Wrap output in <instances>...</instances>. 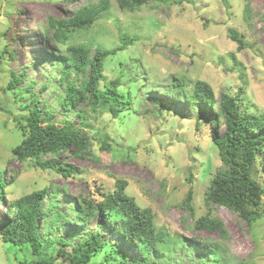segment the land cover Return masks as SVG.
Instances as JSON below:
<instances>
[{
    "label": "rangeland",
    "instance_id": "rangeland-1",
    "mask_svg": "<svg viewBox=\"0 0 264 264\" xmlns=\"http://www.w3.org/2000/svg\"><path fill=\"white\" fill-rule=\"evenodd\" d=\"M77 8L63 0H0V173L7 196L0 201V225L13 221L11 202L43 188L52 194L63 187L45 200L39 233L44 242L67 239L64 248L71 250L97 224L96 219L85 226L73 221L82 199L100 202L124 180L126 193L141 208L152 210L155 227L164 235L166 243L151 260L212 264L209 247L201 243L207 240L218 245L226 264H264V218L249 226L224 207L206 205V191L221 164L212 136H221L224 128L212 122L214 113L187 100L202 80L218 100L222 93H241V110L264 118V0H161L132 12L111 0L91 28L74 31L65 45L56 42L48 18L69 17ZM125 36L134 41L105 61L100 83L105 90L119 79L126 105L114 106L123 111L115 118L110 105L94 109L84 102L66 110L58 60L69 47L84 46L94 54L98 48L119 46ZM11 72L23 79L15 90H8ZM33 98L40 101L41 111H52L57 125L70 122L88 139V153L77 156L74 150L59 157L74 168L73 175L64 177L13 158L12 150L24 138L15 120L30 115ZM104 141L110 149H103ZM258 156L264 187V152ZM190 190L193 215L183 206ZM51 200L57 205L52 207ZM56 213L65 220L52 224ZM207 215L223 223L225 237L195 228V221ZM100 224L104 240L125 254L127 264L142 260L135 243L120 235L117 222L102 217ZM111 250L94 256L91 264H123L119 254L107 260ZM36 259L30 246L5 243L0 234V264ZM56 264H65V259L58 257Z\"/></svg>",
    "mask_w": 264,
    "mask_h": 264
},
{
    "label": "trees",
    "instance_id": "trees-1",
    "mask_svg": "<svg viewBox=\"0 0 264 264\" xmlns=\"http://www.w3.org/2000/svg\"><path fill=\"white\" fill-rule=\"evenodd\" d=\"M63 1L78 6L69 17L48 18V31L52 32V38L56 42L63 45L68 42L74 31L91 28L98 18L109 10L111 2V0ZM158 1L161 0H116L122 11L130 12ZM232 40L243 44L236 36H232ZM133 41L134 39L128 36L121 37L119 46L113 49L98 48L94 54L84 46L69 47L67 56L58 60L62 65L59 81L64 84L65 96L61 98L64 108L71 110L73 105L82 102L94 109L110 105L112 115L117 118L123 110H119L114 104H122L123 107L126 105L124 103L126 97L117 88L119 79L114 80L105 90L100 89V83L104 76L105 61L124 51ZM68 65L72 66L69 68ZM11 75L8 90H15L23 79L14 72H11ZM32 88L31 85L28 86V89ZM181 93L184 94L182 90ZM240 95L233 97L222 93L218 100L212 86L198 80L187 100L191 104L198 103L202 109L214 113L215 118L212 122L222 124L224 128L221 136L218 134L212 136L218 147L221 164L205 194L207 207L212 204L224 207L252 226L264 218V187L260 183L261 168L258 156L264 152V118L244 113L241 110ZM32 100L34 106L30 108V115L15 120L24 138L12 150L13 158L20 163L30 162L33 167L43 171L54 170L64 177L73 175L74 168L59 162V157L67 152L73 153L74 150L77 156L88 153L90 145L88 139L80 128L70 122H65L63 126L57 125L51 119L52 111L50 109L41 111L40 101L34 98ZM3 110L4 108L0 106V111ZM104 145L103 149H110L105 141ZM127 186L126 181L119 180L115 192L107 194L104 200L95 202L82 199V206L74 213L73 221L85 226L96 219L97 224L89 235L71 246V250L64 248L69 244L67 239H49L44 242L39 233V218L45 214L42 210L45 200L49 197L54 198L64 190L63 187H56L52 194L48 188H43L11 202L13 221L7 225H0L2 241L16 246H30L37 259L29 264H56L58 257L64 258L65 264H91L94 256L108 248L112 249L108 261L119 254L124 258L123 264H127L125 254L118 252L102 237L100 222L102 217H108L119 224L120 235L128 242L135 243L139 249L142 260L136 261L135 264H161L151 260L150 256L155 250L160 249L161 243H166L164 235L155 227L152 210L141 208L136 200L126 193ZM5 188L4 175L0 173V201L7 198ZM193 196V191L190 190L183 202L184 208L192 215L195 212ZM50 203L52 207L57 205L53 200ZM54 217L52 224L65 220L60 213H56ZM195 228L218 232L222 237L226 235L223 223L209 215L197 219ZM207 242L201 241L209 247L208 254L213 258L212 264H226L220 258L218 245ZM200 264L207 263L202 261Z\"/></svg>",
    "mask_w": 264,
    "mask_h": 264
}]
</instances>
